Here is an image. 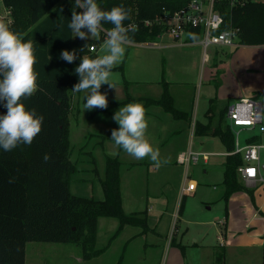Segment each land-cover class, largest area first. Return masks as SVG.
<instances>
[{"label": "trees", "instance_id": "1", "mask_svg": "<svg viewBox=\"0 0 264 264\" xmlns=\"http://www.w3.org/2000/svg\"><path fill=\"white\" fill-rule=\"evenodd\" d=\"M189 0H97L104 10L124 4L131 9V20L125 25H137L131 34V43L155 41L165 28L157 19L163 10L173 11L187 4ZM75 0H1L9 10L13 21L12 29L23 33L24 40H32L35 48V71L38 73L37 90L22 102L28 109L35 108L37 115L44 117L41 131L30 145L20 144L11 151L0 148V264H25V244L28 241L77 243L82 249V258L89 260L101 254L106 246L96 247L98 219L101 216L117 219L113 236L128 224L140 223L143 219L138 212L126 213L122 208L120 193V160L107 158L105 173L101 179L103 198L76 195L69 190V179L76 172V164L70 160V113L72 109L71 89L79 82L74 69L81 57H97L89 46L105 40V31L113 26L102 25L100 39L82 40L74 37L67 27L71 19ZM224 18L223 28L230 24L238 28V45L264 44V1L245 0L243 4L230 6L228 0L216 3ZM77 12L82 9L77 8ZM148 21V24L145 22ZM63 24V27L60 25ZM200 29H192L190 39H198ZM77 50L76 59L68 63L59 59L62 50ZM83 49V51H81ZM217 53V52H216ZM229 55V54H228ZM51 58V59H50ZM213 58L212 66H217ZM217 64V65H216ZM114 69H122L116 66ZM221 71V70H220ZM218 70L215 71V75ZM164 92L151 103L163 106L184 126H190L191 114L177 108L171 102L169 83L161 80ZM215 87L221 83L212 82ZM127 94L130 82L123 80ZM144 99L126 95L122 100H108L106 109L86 110L87 118L93 119L108 112L109 105H123ZM205 112L206 122L194 120L193 133L198 136H216L222 145L233 149L234 136L226 123L228 103L217 113L211 103ZM82 102L86 103V94ZM148 102L146 101V104ZM7 109L0 102V115ZM260 137L251 136L246 141L257 142ZM49 158L45 161L44 157ZM240 154L226 155L223 171L225 198L236 191H245L252 196L253 189L242 185L236 167L241 164ZM185 196L182 195L178 210H182ZM181 251L183 246L178 243ZM223 262V254L217 257Z\"/></svg>", "mask_w": 264, "mask_h": 264}, {"label": "rangeland", "instance_id": "2", "mask_svg": "<svg viewBox=\"0 0 264 264\" xmlns=\"http://www.w3.org/2000/svg\"><path fill=\"white\" fill-rule=\"evenodd\" d=\"M3 8L0 0V17L10 19L9 13H5ZM155 41L163 46L147 47L138 44H132L133 46L129 45L123 61L119 64L122 66V69H113L110 76V81L115 88H109L107 84H104L101 86L100 91L107 92V99L117 98L122 100L126 98V95H130L134 98H144L132 102H141L144 105L146 114H148L146 118H149L150 124H152L148 127L152 129V134L154 135L153 140H155L156 144L153 143V146L154 148H158L160 160L168 161V163H164L156 169L155 176L153 175L155 179L154 182L149 181L147 184L148 189L151 191L147 192H153V194L155 192L158 196L164 197L169 215H164L162 219L158 218V225L153 230L157 234L152 235L148 233L144 236H140L144 233L139 234L140 231H147V228L142 223L136 224L137 226L126 225L122 233L113 236L117 227V219L105 216L99 217L96 247L100 248L108 245L105 251L101 253L102 255L99 261L97 257H93L90 260L83 259L82 249L77 243L28 241L25 244V264H168L170 243H180L183 246L180 252L183 255L184 264H226L224 258L221 263L217 261L219 254H224V248L219 246V241L216 237L219 228L217 221L218 219H222L225 214V203L221 195H223L224 192L222 180L224 171L223 163L226 158L223 153L227 151V149L216 136L193 135L191 128L185 133L183 128L186 127L182 120L174 119L170 112L163 109V106L151 103V100H155L164 92V88L159 82L162 72L160 70L162 62L159 61L158 55H155V52H162V50L166 49L164 48L165 43L174 44L175 42L167 35ZM103 44L104 41H100L97 44V48H95L92 53L96 56L101 55ZM191 46L200 50V63L198 66L192 64L190 69L184 72L186 75L181 74V72H176V75H179L180 81L185 83H171L168 92L172 95L171 102L173 105L177 108L189 111L191 114V123L192 120L206 122L207 116H205V112L208 108V102L203 101V98H201L198 86L200 85L199 81L201 82L199 79L200 70H202L207 63H202L201 61L203 54L202 45L197 43ZM186 47L189 46H179V48L182 49ZM216 48L224 51L219 52L223 55H220L222 58L221 62L216 60L218 66L220 64L223 65L224 58L229 57L230 59L229 63L227 62L224 64L223 69H225V75L221 82V92L231 96L227 100L212 102L211 107H214V111L217 113L224 104H231L236 101V98L233 97L235 92L244 94L245 92L256 91L257 94L254 95L255 97H261L258 93H261L263 96L264 91L259 86V82L256 78L250 73H244V71L248 70L245 63L246 59H242L240 56L236 57L235 48L233 46H209L207 48L208 54L212 56ZM181 60L182 57L180 55L175 57L174 62L177 64L178 68ZM223 69H216L218 73L216 75L214 73L210 81H221L220 76L223 73ZM180 70H182V68H180ZM123 80L130 82L127 94L124 90ZM184 80L190 81L187 82ZM254 88L259 89L253 90ZM84 93L83 91L79 94L73 93L72 96V109L70 113V122L72 123V125H70L72 152L70 154V160L75 162L77 171L72 175V179H69V190L76 195L103 198V188L100 181L104 177L107 158L109 157L112 159L117 157L116 155L113 156L111 153L118 151L114 141L111 140V132L113 129H118L119 125L112 117L120 107L128 103L122 106L109 105L108 114L104 113L93 120H89L86 110H84V103L82 102ZM263 98L264 96L260 99L263 100ZM146 101L148 102L147 104ZM129 103L131 102L129 101ZM79 108L80 113L76 115ZM244 134V131L240 132L241 142ZM86 140L89 141V144L94 145V157L90 155V158H83L79 153V148ZM102 141L105 142L104 152L109 154V156H104L102 154L103 151L100 150L103 148L93 143ZM180 145H183L184 149L191 148L194 151L211 152L207 163H203L199 160L196 164L191 163L187 166L186 171L188 172V179H194L197 182V188L194 195L185 196L184 204L188 212L186 213L191 218L196 216L197 212L201 210L202 207L211 205V210L204 211L203 214L209 217L208 219L213 223L211 222L200 227L190 224L189 231L184 234H181V231L185 229L187 225L177 221V217L171 215V209L176 205V203L174 204V200H176L175 193H177L178 186L181 184L185 170L184 165L173 163L176 157V150L181 147ZM76 154L77 158H75ZM129 158L136 160L130 155H126L125 157L121 156V160H127L126 162L121 161V181L124 179V183L123 181L122 183L124 184L125 197L127 192H129L135 200H138L143 190L144 193L146 192L144 188V173L142 171L147 170L149 166V162L147 161L149 158L136 160L137 162L131 165L129 164ZM263 158L264 149L261 151V159ZM127 166L130 167L126 169ZM126 184L127 189L125 188ZM242 185L245 188L253 189L247 187L244 183H242ZM136 203L135 201V204ZM147 205L149 206V203ZM193 239H196V242H194ZM252 251V254L262 253L259 249H254ZM248 252L249 249H236L234 254H249ZM232 258L234 264H259L258 262L246 260L244 257L238 259L235 257Z\"/></svg>", "mask_w": 264, "mask_h": 264}, {"label": "clouds", "instance_id": "3", "mask_svg": "<svg viewBox=\"0 0 264 264\" xmlns=\"http://www.w3.org/2000/svg\"><path fill=\"white\" fill-rule=\"evenodd\" d=\"M77 8L82 11L77 12ZM126 20H131V9L124 4L104 10L97 0L74 2L67 24L74 37L100 39L102 25L108 23L113 26L106 33L101 55L95 58L83 55L74 69L79 82L71 90L87 93L84 110L106 109L108 106L107 92H101V86L107 84L109 88H115L110 81L112 70L125 57L131 43L130 33L135 34L138 30L134 23L125 25ZM12 24L11 19L0 17V102L7 109L6 114L0 115V148L4 151H11L20 144L30 145L41 131L44 119L42 115H37L35 108L28 109L22 102V98L32 96L37 90L35 48L32 40H24L23 33L12 29ZM76 53V49L62 50L59 59L73 63ZM112 119L119 125L111 132V140L117 148L137 160L149 158L157 168L168 163L167 160H160L158 148H154L147 137L148 120L141 102L120 107ZM111 154L115 156L118 153ZM48 158L45 155V161Z\"/></svg>", "mask_w": 264, "mask_h": 264}, {"label": "crops", "instance_id": "4", "mask_svg": "<svg viewBox=\"0 0 264 264\" xmlns=\"http://www.w3.org/2000/svg\"><path fill=\"white\" fill-rule=\"evenodd\" d=\"M3 9L5 13L7 14L9 13V10L7 8L4 7ZM164 46H165L164 48L166 49L162 50V52H155V55H158L159 61L162 62V66L160 67V70L162 72H161V78L159 82H161V80H164L165 82L169 83V87L171 83H185V82L180 81L179 75H176V72H181V74H185L184 72H187V70L190 69L192 64L195 66L196 65L198 66V64L200 63V57H201L200 50L193 46H189V47L182 49V48H179V46L177 45H173V43H165ZM234 48H235L236 57L240 56V58L246 59L245 63L248 67V70L244 71V73L245 74L250 73L251 75H253V77L256 78V80L259 82V86L264 91V45H261V46L239 45ZM219 52H224V51L216 48V50H214L213 52V55L208 56V60L206 62H203L201 60L202 63H207V64L206 66L203 67L202 70H200L199 79L201 80V82L199 81L200 85L198 87L201 93V98H203V101L208 102L207 103L208 106L210 105L209 104L210 100L214 99L215 101H222V100H227L231 96L229 94H225L221 92L222 83H220L221 85H219L218 87H215L214 84L210 81L216 69L218 68L223 69L224 64H226L227 62L228 63L230 62V59L228 57V58H224L225 60L223 61V65L221 64L219 66L217 65L218 67L211 66L213 58H216L217 61L219 62L222 61V58L220 57V55H223V54ZM177 55H180L182 57L179 68L177 64L174 62L175 57ZM209 57H210V61H209ZM163 60H164V63H163ZM163 64H164V67H163ZM180 68H182V70H180ZM224 73H225V69H223V73L220 76L221 82H222L223 76L225 75ZM184 81H187V80H184ZM189 81L190 80H188L187 82ZM256 89H259V88H254L253 90H256ZM85 94L87 95V93H84L83 96ZM256 94H257L256 91L245 92L244 94L235 92L233 97H235L236 99L240 97H244V96L254 97L261 102L263 111H264V98L263 100L260 99L264 95L262 96L261 93H258L260 94L261 97L257 98L254 96ZM107 100H118L119 101L120 99L108 98ZM112 105H117V104H112ZM79 113H80V108L77 110L76 115H79ZM105 113L108 114V112H105ZM76 115H75V119H76ZM146 115L148 116V114ZM93 119H90V120H93ZM147 120H148V126H151L152 124H150V119L148 118ZM193 122L194 120H192L191 126L188 127L186 125L185 126L186 128H183L185 133L187 132L189 128H191L193 131ZM75 124H76V121H75ZM70 125H72L71 122H70ZM149 132H150V135H149ZM152 133H153L152 129L148 127L147 137L149 140H152L153 143H155V140H153L154 135ZM93 143L98 144L101 148H103L100 150L103 151L102 154L104 156L105 155L109 156V154L104 152V148H105L104 141L93 142ZM93 149H94V145L89 144V141L86 140L84 143H82L81 147L79 148V153L81 156H83V158H88V157L90 158V155L94 157ZM184 150L186 149L183 148V145L179 147L176 150V156L178 153ZM116 153H118L116 156L120 160L121 164H122L121 161L123 162L127 161V160H121V156L125 157L126 155H128L122 149L118 148V151ZM75 158H77V154L75 155ZM129 159H130L129 160L130 165L134 164V162H137L136 161L137 159L136 160H132L131 158ZM147 162H149V166L147 170L142 171L144 173L143 176H144V181H145V186L144 185L143 186L146 189V192L144 193V190H143L138 200H135V198L131 196L129 192H127L126 197H125L124 188H123L124 179L122 180L123 181L122 183L121 181L122 170H121V165L119 166L120 168L119 184H120V193L122 197V208L126 213L138 212L139 213L138 216H140L143 219L142 221H140V223H142L147 228V231H144V232L140 231L139 234L144 233L143 235H140V236H144L148 233L152 235L157 234L153 230L158 225V218L162 219L164 215H169V213L167 212L168 207L166 205V201L164 200V197L158 196V194H156L155 192L154 194L153 192L152 193L147 192V191H151L150 189H148L147 184L149 181L154 182L155 179L153 177L155 176L154 174L156 173V169H157L155 164L150 159ZM173 163L175 164L177 163L176 157ZM128 167L130 166H127L126 169ZM76 171H77V166H76ZM184 174H185V170L183 173L181 184H179L177 193H175L176 200H174V204L176 203V205H174L171 209V215L172 216L174 215V217H177V221L183 222L187 225L185 229L182 228L183 230L181 231V234H184L185 232L189 231L190 224L197 225L200 227L202 225L209 224L212 222L210 221V219H208L209 217L203 214L204 211L211 210L212 208L211 205L202 207V209L197 212V215L192 218L187 215L188 212L186 210L185 204L183 205V208L180 212L177 209V207H179L178 204L180 202L182 195L192 196L195 194V191L197 188L196 186L195 190L192 192H187V193L184 192V194L181 193V187L183 185ZM125 188L127 189V184ZM221 197H223V200L225 203L224 204L225 214L222 217V219H218L217 221L219 228L217 230L218 235L216 238L219 241V246L224 248L223 258H224L225 263L234 264L233 263L234 261H232L233 259L232 257H235L237 259L240 257L241 258L244 257V259L246 260L253 261L256 263L258 262L259 264H264V187H259L256 189L253 188L252 196H249L248 193L243 192V191H236V192L231 193L229 196L225 198V191H224ZM126 200L128 201L130 206L128 205ZM135 201L137 202L136 204H135ZM148 203H149V206L147 205ZM151 204H154V205H151ZM222 220L223 222H221ZM128 225L137 226L136 224H128ZM124 227L119 231L118 235L122 233ZM220 239L222 240V245H220ZM193 240L194 242H196V239H193ZM176 244L178 243H175V244L170 243L171 246L169 248L168 264H184L183 255L180 252L181 249ZM107 247L108 245L104 248L103 251H105ZM236 249H249V252H248L249 254H234ZM254 249H259L262 251V253L252 254L253 252L252 250ZM101 255L102 254L95 256L99 258L98 261L100 260ZM254 257H255V260H254ZM94 263H97V262H94Z\"/></svg>", "mask_w": 264, "mask_h": 264}, {"label": "built area", "instance_id": "5", "mask_svg": "<svg viewBox=\"0 0 264 264\" xmlns=\"http://www.w3.org/2000/svg\"><path fill=\"white\" fill-rule=\"evenodd\" d=\"M220 0H189L186 5L173 10H163L157 17L165 28L158 38L167 35L177 46H191L193 44L202 45V61L208 60L209 46L229 47L239 46L237 42L238 28L231 24L223 28L225 23L220 9L216 8V3ZM230 6L241 5L245 0H228ZM149 22L146 21L145 24ZM192 29H200L198 39H190ZM105 31V39L106 33ZM157 38V39H158ZM138 44L147 47H162L157 41H144ZM94 44L89 46V50H95ZM226 123L233 132V149L225 151L223 154H240L242 163L236 167V172L240 180L250 188L264 187V158L261 159V151L264 149V111L259 100L251 96H244L229 104L226 111ZM244 131L242 142L240 132ZM257 135L260 140L257 142L246 141L251 136ZM211 152L194 151L191 148L180 152L176 156V161L185 166V174L181 193L192 192L197 186V182L192 178L188 179L186 171L189 164H196L199 160L207 163ZM188 179V180H187ZM223 222V220L221 221ZM223 224V223H222ZM220 245L222 240L220 239Z\"/></svg>", "mask_w": 264, "mask_h": 264}]
</instances>
